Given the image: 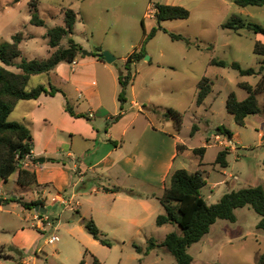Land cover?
Instances as JSON below:
<instances>
[{
	"label": "rangeland",
	"instance_id": "obj_1",
	"mask_svg": "<svg viewBox=\"0 0 264 264\" xmlns=\"http://www.w3.org/2000/svg\"><path fill=\"white\" fill-rule=\"evenodd\" d=\"M29 2L30 0L16 2L0 0V44L10 41L11 36L17 31H22L23 34V40L19 45L21 55L16 61L22 58L45 59L50 55L53 49L48 45L44 34L48 28L63 23L65 8H71L76 13L71 37L81 45L82 49L90 51L93 48H100L115 56L112 62H103L108 65L107 68H103L101 62L91 64L89 60H85L87 62L83 65L87 67L88 72L87 75H83L84 83L71 82L73 65L60 62L52 72L31 75L26 86L29 90L38 84L48 87L51 83L64 92L74 110L82 112L88 113L89 109L96 110V105L99 103L92 120L96 118L95 123L101 130H108L112 126L114 140H107L108 145L101 144L98 156L105 154L109 148L120 145L119 139L117 142L115 139L125 131L126 141L123 147L116 148L109 156V160L119 161L123 166H132L133 160L125 161L128 149L131 147L130 133L134 128L138 130L153 126L161 129L169 137L168 152L171 151V136L186 145L185 149L179 151L174 168H185L188 172H194L198 168L204 170L205 185L201 188V192L207 203L215 202L218 196L229 188L238 189L257 183V179L264 171V146H256L258 139L256 134L253 135V128L264 130V124L255 125L261 114L249 115L246 125L239 126L226 110L225 102L231 91L236 93L238 99H243L246 92L238 87V82L246 81L255 85L259 75L241 76L230 66H214L210 65L209 61L215 58L228 63L237 61L244 68L258 67L261 56L253 52L257 34L247 28L238 31L222 28L221 23L236 14L264 25V5L239 6L233 0H37V13L44 23L34 25L30 23ZM155 3L184 6L189 10V16L185 19L160 22L165 30H157L147 41L146 54L132 67L134 78L126 88L123 116L118 121L109 122V117L119 112L120 85L117 76L120 71L125 73L123 60L135 48L140 47L144 35L156 25ZM169 31L184 35L192 43L188 45L182 40H172ZM61 43L66 44V38H63ZM195 43H199L201 48L195 47ZM208 45L211 47L207 48ZM84 58L86 57L78 55L76 61L80 62ZM78 66L75 65L76 68ZM9 68L17 71L14 67ZM89 75L96 80V84L91 83L93 79ZM203 76L211 80L212 91L204 102L197 106L195 104L197 83ZM262 97L263 94H260L259 104H262ZM62 103V92L37 99L19 100L8 116L9 121L22 122L28 126L32 136L33 151L39 159L56 152L61 156L62 162H67V158L62 154L72 146L70 137L67 132L55 128V124L64 123ZM150 105L178 110L181 113L179 130L176 129L173 120L165 118L163 113L148 114L147 111L151 110V107L146 109L145 106ZM193 124L196 125V129L192 133ZM218 125H225L232 133L238 130L237 139H240L241 143L238 141L236 143L244 144L235 147L227 155L226 174H223V170L215 163L221 145L212 142L206 148L202 166L198 165L199 156L193 152V148L206 143L210 134L214 135ZM73 137H76L73 140L74 148L80 143L81 138L79 135ZM93 158L95 157L91 155L88 160L92 161ZM229 173L237 174L238 177L228 178ZM39 175L41 179L52 181L48 195L44 192L48 190V185L21 187L12 180L13 176L7 181L0 178V196L22 195L26 201L39 198L45 202L42 194L44 193V197H48L47 205H50L47 212L43 213L46 214L49 223L47 225L44 222L46 226L44 230L35 228L37 220L31 217L33 211L23 208L19 203L12 201L0 207V264H12L8 260L18 257V252H23V257L31 264L37 248H39L38 254L44 259H37L36 264H58L60 261L69 264L72 253L65 243L64 224H62L70 220L72 215L75 216V211L69 206H76L77 210L80 208L87 210L91 206L88 197L94 194L93 188L99 193L108 186H110L108 188L121 186L119 181L107 180L91 172L83 175L75 173V176L70 177V171L62 166H45ZM226 178L228 184L224 182ZM74 182L76 184L73 187ZM125 182L130 180H123V184ZM57 187L66 189L69 193H76L70 205L52 200ZM154 190L160 192V189ZM250 209L257 217L256 212L251 207ZM49 216L52 219H49ZM245 216L248 218L247 222H251V214ZM239 219L241 220V214ZM173 227L172 231H180L177 224L173 223ZM159 233L153 228L151 237L156 240ZM51 235L58 236V240L48 243L47 239ZM113 245L110 254L120 253L122 246L116 242H113ZM253 249L254 244L248 239L243 250L236 255L235 264H240L243 256L251 257ZM127 251L131 252L132 249L126 246L125 255ZM220 252L217 263L227 264V260L231 258L228 257L227 249H221ZM86 253L85 258L92 263V254L89 250ZM192 253L195 256L193 264H204L195 246L192 248ZM211 257L213 258L212 255ZM160 264H170V259L165 257Z\"/></svg>",
	"mask_w": 264,
	"mask_h": 264
},
{
	"label": "trees",
	"instance_id": "obj_2",
	"mask_svg": "<svg viewBox=\"0 0 264 264\" xmlns=\"http://www.w3.org/2000/svg\"><path fill=\"white\" fill-rule=\"evenodd\" d=\"M18 0H15V2ZM239 6L256 5L263 6L264 0H233ZM31 6L30 23L34 25H43L44 21L37 13V0H30ZM189 16V10L184 6L177 4H154V18L156 25L152 26L150 31L144 35L139 48H135L130 52L124 61L125 73L118 76L120 91L118 93L119 112L109 117V122L118 121L124 114L123 108L126 88L133 80V65L141 60L146 54L145 45L151 39L157 30L164 29L160 25L161 21L171 19H185ZM76 21V13L71 8H65L63 11V23L55 25L47 29L44 37L47 38L48 45L53 49L50 55L45 59H25L16 61L21 55L19 45L23 40L22 31H17L11 36L10 41L0 44V178L7 181L14 173H17L16 183L21 187L39 186L41 183L37 181L36 173L33 170L24 168L22 161L31 155L32 136L30 129L22 122L9 121L8 116L14 109L19 100L37 99L40 95L53 96L57 92H62L65 102L64 110L73 117H81L90 121V116L86 112H76L69 101L66 99L64 92L52 85L48 87L44 84L26 89L29 78L33 74L48 73L55 69L60 62L71 63L78 55H82V47L72 37L74 24ZM222 28L238 31L247 28L255 33L264 34V25L244 19L236 14L231 15L227 20L221 23ZM165 30V29H164ZM172 40H182L190 45L192 42L189 38L180 33L172 31L168 32ZM66 38V44H62L61 40ZM195 47L201 48L199 43H195ZM208 45L207 48H210ZM102 50L96 48L93 56L99 60V52ZM254 54L260 55L258 67H242L237 61L230 63L222 59L212 58L210 65L226 67L230 66L236 70L239 75H259V79L255 85L246 81L238 82V87L246 92L243 99H238L236 93L231 91L226 99V110L233 116L236 124L243 126L245 118L248 115L264 112V43L259 40L254 42ZM84 56V55H82ZM14 67L17 71L11 70ZM212 91L211 80L203 76L197 83V94L195 104L201 105L205 98ZM263 94L262 105L259 104V95ZM156 112L155 107L150 108ZM165 118L173 120L177 130L181 124V113L171 107L165 108L163 111ZM196 125L192 126V133L195 131ZM216 133L227 136L230 140L232 132L225 125H218L215 129ZM183 145H177V148ZM193 152L200 158L199 166L203 165L202 157L205 147L200 146L193 148ZM230 148L225 146L221 148L215 158V163L221 167L228 165L227 155ZM47 160L55 162L56 158L49 157ZM204 170L198 168L194 172H188L185 168L175 169L169 178L168 185L164 188L159 201L164 208V213L156 216L157 225L177 224L180 231L168 232L164 239L158 244L167 249V251L175 258V264H191L192 256L187 248L199 241L210 229V226L217 219H226L235 221V209L243 206L251 207L260 219L256 224L258 229L264 231V185L256 184L253 186L241 187L224 192L220 198L214 203H207L201 193V188L205 184L203 177ZM105 190L123 191L129 195L135 193L131 189H124L120 186L104 188ZM17 202L23 208L35 210V206L43 205L45 202L39 198L26 201L21 196L0 197V206L9 202ZM81 223L86 231L101 244L110 247L111 241L97 227L92 218H81ZM156 241L149 238L147 250L153 248ZM137 250L139 247L133 245ZM86 252L78 262V264H88L85 259ZM7 256V255H6ZM258 263L264 264V252L258 257ZM22 264V263H18ZM92 264H103L96 256L92 255Z\"/></svg>",
	"mask_w": 264,
	"mask_h": 264
},
{
	"label": "crops",
	"instance_id": "obj_3",
	"mask_svg": "<svg viewBox=\"0 0 264 264\" xmlns=\"http://www.w3.org/2000/svg\"><path fill=\"white\" fill-rule=\"evenodd\" d=\"M256 34V39L264 43V34ZM83 57L86 58L80 62H77L76 58L73 63L71 62L73 65L71 66V82L84 83L83 75H87L88 72L87 67L83 65L87 62L85 60H89L88 62L91 64H97V62H101L103 68H107L108 66L103 63L104 60H99L96 56L92 55ZM125 58L123 61H125ZM75 65L78 67L76 68ZM89 77L93 79L91 83L96 84V80L92 78L91 75H89ZM56 94H59V92ZM41 96L50 95L42 94L38 98ZM64 102L65 99L63 97L62 114L64 123L57 125L55 124V128L61 129V132H67L70 137V144L72 146L64 154H62L63 157L67 158V162H62L61 156L56 152L49 153L48 156L43 158L44 160L41 161V159L36 157V154L32 149L31 155L22 162V166L35 171L37 181L41 183L39 186L48 185V190L44 191L46 195L49 194V186L52 185V181H47L46 179L40 178L39 172L43 170L45 166H62L70 171V177L73 175L75 176V173L78 175H83L87 172H91L96 175H101L107 180L113 179L119 181L121 185L120 187L124 189H131L135 193L134 195H129L123 191H112L105 189L98 193V191L93 188L94 194L88 197L91 206H89L87 210H82V208L77 210L76 206H69L71 210L75 211V216L72 215L70 220L64 221L62 223L64 224L63 234L65 237V243L68 246V250H70L72 253V259L69 264H78L87 250H89L90 253L96 256L100 261H102L103 264H160L165 257L170 259V264H175V258L167 251V249L161 245H158L168 232L174 230L173 224H163L159 226L156 224L155 219L158 214L164 213V208L159 201V197L162 195L164 188L168 185L167 179H169L171 173L177 169L174 168V165L179 151L185 149L186 145L178 142L174 136H171V151L168 152L167 140L169 137L161 129L155 128L153 126H150L149 128L144 127L138 130L134 128L130 133L129 140L131 147L128 149V156L125 160H133V165L123 166L119 161L110 162L109 156L116 148L123 147L126 141L125 131L119 134V136H117L115 139L116 142L119 139L121 143L120 145H116L115 148H109L105 154L98 156L97 153L100 145H108L107 140H114L112 126L108 130H101L95 123L96 118L92 120V118L95 117L96 110L99 108V103L96 105V110H88L90 121H87L81 117L70 116L63 108ZM148 107H155L157 110L156 112L148 110V114L160 115L165 110V108H159L155 105L145 106L146 109ZM75 111L82 112L80 110ZM256 114L261 115L259 119H257L258 122L255 125L260 126L261 124H264V112H259ZM248 116L245 118V124L243 126L246 125ZM214 134H217L216 131ZM254 134H256V138L258 139L256 146H264V130L254 127L253 135ZM76 135L80 136L81 139L79 140L81 141L73 148V140L76 138L73 136ZM219 135L221 136V140L223 142L222 144L217 143L221 145L220 149L228 146L231 152L235 149V147L237 148L238 146L240 147V145H244L236 143L237 141L241 143V140L237 139L238 130H235V132L232 133L230 140L225 135ZM212 136L213 135L210 134V138L206 139V143L202 144V146L205 147V150L212 142L216 143L214 140H212ZM177 145H183V147L177 148ZM91 155L92 157H95L92 161L88 160V157ZM49 157L56 158V161L52 162L47 160ZM218 166L223 170V174H226L225 170L227 169L228 165L226 167H221L218 164ZM12 176V180L16 182L17 173H14ZM230 177L237 178L238 175H232L229 173L228 178ZM127 179H129L130 182H125V184H123V180ZM49 182L51 184H49ZM224 182L228 184L229 181L226 178ZM260 183L264 185V171H262V175L257 179L256 184ZM75 184L76 183L74 182L73 187ZM154 189H160V192H156ZM230 190L233 189L229 188L224 192ZM224 192H222L218 197L220 198ZM42 194L43 198H45L46 206L48 203V197H44V193ZM75 196V192L69 193L68 190L57 187L52 200L66 202V204L70 205V202L74 200ZM21 197L23 196L21 195ZM250 210L251 209L249 206L236 208L235 221L217 219L210 226L209 231L199 241L191 244L187 248L188 252L192 256L191 264L194 263L195 259V256L192 253V248L194 246L198 251V255L203 259L204 264H218L217 261H219L218 259L221 255L220 251L224 248L225 250L227 249V254L229 255L228 257H231L229 260H227V264H235L236 255L243 250V247L248 239H250L254 244V249L251 253V257H241L240 264L249 262L251 264H259L258 257L264 252V231L256 227L260 216L256 213L258 216L255 217V215H253ZM30 211H33L31 217L37 220V223L34 225L35 228L44 230V227H46L44 222L49 225L48 221L44 219V217H47L46 214L44 216L40 215V217L37 219L35 217L37 215V211ZM240 214L241 220L239 219ZM246 214H251V222H247L248 218L245 216ZM82 217L92 218L101 232H103L110 241L112 240V246H105L94 239L86 231L84 225L81 223ZM49 219H52V217L49 216ZM153 224H155V227H153ZM153 228L156 230V232L162 233L158 234V238H156V240L154 239L156 241V245L153 246V248L147 250L148 240L149 238H152L151 233ZM18 232H24V230H18ZM113 242H116L118 245L122 246V249L120 250L121 252L115 255L110 254L112 247L114 246ZM133 245L138 246L139 250H137ZM126 246H129L132 251H127L125 255L124 248ZM38 249L39 248L34 251V257H32L31 264H36V261L39 258V260L44 259V257L38 254ZM171 256L173 259H171ZM8 261H10L12 264H18L19 262L22 264H30L29 261L23 257V252H18V257H12ZM86 261L88 264H92L88 259H86ZM58 264L68 263L60 261Z\"/></svg>",
	"mask_w": 264,
	"mask_h": 264
},
{
	"label": "water",
	"instance_id": "obj_4",
	"mask_svg": "<svg viewBox=\"0 0 264 264\" xmlns=\"http://www.w3.org/2000/svg\"><path fill=\"white\" fill-rule=\"evenodd\" d=\"M96 52V48H93L92 50L88 51V50H82L81 54L84 56H92L94 53ZM99 57L102 58L104 61L106 62H112L115 59V56L112 55L109 51L107 50H103L101 52H99ZM148 57L146 56V59ZM122 74V71L119 72V75ZM44 159L41 158V161H43ZM50 208V205H40V206H35V210L40 212V213H46L47 210Z\"/></svg>",
	"mask_w": 264,
	"mask_h": 264
},
{
	"label": "built area",
	"instance_id": "obj_5",
	"mask_svg": "<svg viewBox=\"0 0 264 264\" xmlns=\"http://www.w3.org/2000/svg\"><path fill=\"white\" fill-rule=\"evenodd\" d=\"M75 61V60H74ZM73 61V62H74ZM72 62V63H73ZM212 140H214L216 143H219V144H222L223 142H222V140H221V136L217 133V134H214L213 136H212ZM40 215L41 216H44L45 214H41V213H39L38 211H37V215L35 216L37 219L40 217ZM44 219L45 220H47V217H44ZM43 219V220H44ZM56 240H58V236H56V235H51L48 239H47V242L48 243H54Z\"/></svg>",
	"mask_w": 264,
	"mask_h": 264
}]
</instances>
